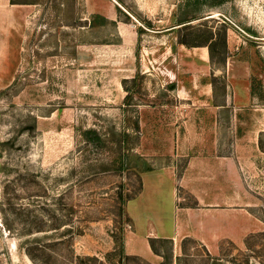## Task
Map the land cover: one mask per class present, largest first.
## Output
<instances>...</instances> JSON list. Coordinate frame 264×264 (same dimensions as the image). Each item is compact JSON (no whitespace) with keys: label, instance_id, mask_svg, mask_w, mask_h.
<instances>
[{"label":"rangeland","instance_id":"rangeland-1","mask_svg":"<svg viewBox=\"0 0 264 264\" xmlns=\"http://www.w3.org/2000/svg\"><path fill=\"white\" fill-rule=\"evenodd\" d=\"M11 3L28 9L22 48H0L7 50L0 66V264H264V155L256 180L247 182L246 208L231 207L228 237L207 246L195 238L157 241L151 261L122 248L126 204L151 167L145 153L166 144L169 124L183 119L160 111L181 106L157 69L139 62L129 73L127 48L135 45L138 61L149 31L174 29L182 40L207 31L212 60L221 64L230 36L239 48H257L253 79L264 108V0ZM192 17L189 27L175 26ZM258 144L264 153V133ZM172 208V199L148 188L128 213H159L166 222Z\"/></svg>","mask_w":264,"mask_h":264},{"label":"crops","instance_id":"crops-1","mask_svg":"<svg viewBox=\"0 0 264 264\" xmlns=\"http://www.w3.org/2000/svg\"><path fill=\"white\" fill-rule=\"evenodd\" d=\"M27 9L0 0V48H22ZM237 44L227 38L221 64L210 58L207 47L180 43L174 29L168 34L146 33L138 61L135 45L127 48L132 53L129 73L138 69L139 62L146 71L157 69V77L166 81L181 106L160 111H173L183 119L169 124L172 134L166 144H156L145 153L152 156L151 167L142 171L139 191L125 207L128 224L122 248L126 256L153 260L158 255L151 247L153 240L178 244L195 238L206 246L216 243L228 237L223 232L235 213L231 207L246 208L247 182L256 180L257 162L264 155L258 144L264 133L260 118L264 108L258 107L257 91L252 90L257 48ZM0 51V66H4L7 50ZM148 188L156 197L172 199L166 222L159 213L142 217L128 213V205ZM186 196L193 198V205H181Z\"/></svg>","mask_w":264,"mask_h":264},{"label":"trees","instance_id":"trees-1","mask_svg":"<svg viewBox=\"0 0 264 264\" xmlns=\"http://www.w3.org/2000/svg\"><path fill=\"white\" fill-rule=\"evenodd\" d=\"M198 19L197 17H192L190 19H182V20H179L175 26H180L179 29H182V28H187L189 27L191 21L193 20H196ZM174 26V27H175ZM180 43L188 46V47H198V46H204V47H207L208 50H209V54H210V58L213 59L214 57V54H213V44H214V36L211 32H200V33H197L195 36H194V39L192 40H182V39H179ZM196 41H199V42H196ZM221 52L223 54H226L227 53V46H226V42H225V39L223 40L222 44H221ZM225 57L222 58V63L225 62ZM255 80L253 79V85H252V90L255 91L256 90V87H255ZM261 82L260 81H257V85L260 86ZM258 86V87H259ZM257 87V88H258ZM87 134H90L93 136V138L91 139L92 141H95V142H100V137L98 136V134L94 131L92 132H89ZM264 151V150H263ZM119 166L121 167V160L118 162ZM156 241H151V247L154 251L155 250V247H154V244H155ZM159 242H169L167 240H163V241H159ZM31 259H34L33 257H31ZM76 259H79L78 257H76Z\"/></svg>","mask_w":264,"mask_h":264}]
</instances>
